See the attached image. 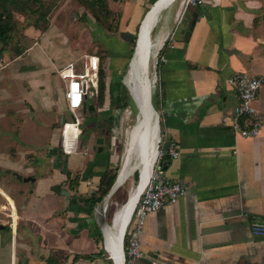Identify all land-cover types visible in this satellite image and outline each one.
<instances>
[{
	"label": "crops",
	"instance_id": "obj_1",
	"mask_svg": "<svg viewBox=\"0 0 264 264\" xmlns=\"http://www.w3.org/2000/svg\"><path fill=\"white\" fill-rule=\"evenodd\" d=\"M69 1L43 0L45 11L55 16L39 20L46 21L45 31L30 26L27 33L38 37H33L36 41L28 55L32 61L35 48L44 54L48 48L56 52L55 58L65 57L69 49L58 50L60 36L52 38V29L66 25H86L89 43L97 33L100 40L105 38L102 45L110 64L100 59L104 99L98 97V104L91 105L85 100L81 110L87 103L86 112L96 114L98 120L92 123H96L97 137L88 143L86 155L62 151L63 127L60 130L59 125L65 119L58 115L68 107L66 84L57 70L64 65L57 67L52 59L53 68L5 72L19 90L6 84L0 88V109L8 100L10 112L7 119L0 111V226H5L0 228V264H115L107 250L105 228L110 224L102 214L121 188L117 183L125 145L124 153L118 154L115 131L125 109L123 123L131 120L135 99L143 98L152 79L148 63L146 68L141 59V47L137 55L132 53L128 86L122 70L131 55L130 43L121 35L128 32L137 39L142 21L158 0H108L109 9L119 11V30L109 34L91 8ZM177 2L162 10L152 30L154 34L157 29L151 61L158 77L150 104L155 114L148 127L146 119L139 129V140L143 127L145 135L132 153L126 183L137 182L140 176L137 186L131 187L135 207L160 142L174 139L180 156L167 163L166 172L185 184L187 193L177 204L148 215L141 238L144 256L133 264L152 260L158 264H264V238L251 232L254 223L264 222V86L254 101L263 117L260 134L245 138L231 128L238 95L227 82L242 72L264 76V0H207L204 6L190 8L176 31ZM65 11L71 12L73 21L58 23ZM173 31L174 41L160 49L163 38ZM51 39L56 50L49 47ZM84 55L79 53L74 61ZM19 75L24 82H17ZM123 88L129 106L122 110L116 99ZM80 132L72 127L67 135L75 138ZM108 171L117 174L110 199L94 204Z\"/></svg>",
	"mask_w": 264,
	"mask_h": 264
},
{
	"label": "built area",
	"instance_id": "obj_2",
	"mask_svg": "<svg viewBox=\"0 0 264 264\" xmlns=\"http://www.w3.org/2000/svg\"><path fill=\"white\" fill-rule=\"evenodd\" d=\"M207 0H179V8L175 18L177 31L186 12L190 8L201 7ZM175 32L169 33L161 42L162 49L166 44L174 41ZM162 61H166L161 58ZM159 61V50L156 52V65ZM101 60L96 55H84L80 60L70 62L57 70L58 76L66 84L65 100L71 114V120L63 122L61 148L64 154L71 155L85 153L84 126L85 120L81 112L85 100H95L100 95L99 74ZM157 72L153 78L154 88L157 84ZM228 84L238 95V102L234 107L231 128L232 131L245 138H254L260 134L263 117L254 106L259 91L264 86V76H253L246 72L230 76ZM91 87L94 88L91 89ZM81 129L77 137H68L67 132ZM71 138V139H67ZM180 156L178 143L174 139L162 140L159 144L156 161L149 182L141 195L126 231L125 258L127 264H133L143 258L142 234L148 215L158 210L177 204L187 193V187L181 182L171 179L166 172L169 161L177 160ZM108 208V206H107ZM105 208V213L107 211ZM251 232L256 237L264 238V222L254 223ZM150 264H158L152 260Z\"/></svg>",
	"mask_w": 264,
	"mask_h": 264
},
{
	"label": "rangeland",
	"instance_id": "obj_3",
	"mask_svg": "<svg viewBox=\"0 0 264 264\" xmlns=\"http://www.w3.org/2000/svg\"><path fill=\"white\" fill-rule=\"evenodd\" d=\"M72 1H74V3L76 1H79L84 7H86V9H89V7L86 6L82 0H70L69 3H71ZM111 1H114V0H111ZM177 3L178 4H176L177 5L176 6L177 7L176 13H177L178 8H179V0H178ZM44 4L45 5H43V6L45 7V10H46L47 9L46 8L47 2L44 3ZM49 13H50V15H49L50 18L51 19L54 18L55 13L54 12H49ZM118 15H119L118 8L111 10L110 16H108L107 21L105 20L106 23L104 24V26H105L104 30H106V28H108L109 24L112 25L115 28L116 23L118 22ZM67 16H68V18H66ZM38 18H39L38 14H34V13H31V12H28V11H26L24 13H16V12L14 13L15 30L12 33V39L10 40V42L7 45H4L3 43L0 42V48L2 49V51H6L7 50V51L11 52L10 56L8 55L6 57V56H3V54H2L3 52L0 51V53H1V55H0V88H2L1 85L6 84L5 87L13 88V91L14 90L18 91L19 90V88H14V86H15L14 82L12 80L9 81L8 77L4 75V74H6L5 72L8 71L10 68H11V70H16V72H18V73H26V72H29L31 69L53 68V65L51 64L52 59H53V63L57 67H60L61 65L65 66L66 64H68L70 62H73L75 60L74 58H76V56H78L79 53L80 54L81 53H86L89 56L90 55H96L102 60L103 63L105 61V65H106V60H107L108 56L106 55V50L104 49V46L102 45L103 41L105 40V38H102L100 40V35H99L100 33H97V34H95L96 38H93L94 42H90V43L87 42V41H89L88 28H87L86 25H84L82 23H81V26L83 25L82 28H74L72 25H66V26L61 27V28L52 29V32H53V37L52 38H54L55 35L56 36H60L59 37L60 38L59 39L60 42L57 44L58 50L59 51H61V50L64 51L65 49H69V51H66V56L65 57L64 56H58L57 58H55L56 52L53 51V49H48L47 48V52H45L46 54H44V53H42L40 48H35V50H33V52L36 53V56H34L32 61H31V59H29L30 55H28L29 54L28 48L30 47V45H31V43L33 41H36L35 39L32 40L33 37H38V36H32L31 35L32 33L28 34L27 32L31 29L30 26H33V25H38V28L36 29L37 31L38 30L45 31L46 29L44 27L47 26L46 21L38 23L39 22ZM73 18L74 17L72 16L70 11H65V13L63 15H59L58 16V18H57L58 21L57 22L59 23V20H61V21L66 20L67 23L68 22L71 23L73 21ZM106 32L108 34L109 33H114V32H109V30L108 31L106 30ZM90 33H92V31ZM62 34H64L65 36L62 35ZM156 36H157V29L155 30V32L153 34L155 44H156ZM36 39H38V38H36ZM49 47H52V48L54 47L55 50H56V45L53 43V39H51V44L49 45ZM132 49L133 48L130 45V49L129 50L131 52V55L128 57L125 67H123V70H122L123 78H125V76L128 74L129 69H130L129 63H130V60L132 58L131 57L132 53H133ZM94 53H96V54H94ZM37 54L38 55L40 54V56H39L40 59L37 58L38 57ZM18 57H20V58H18ZM63 57L65 59H63ZM105 58H106V60H104ZM15 59H16V61H15ZM152 62H153V59H152ZM107 63L110 64L109 60H107ZM154 74H155V70H154V67L152 66V68H151L152 79L154 78ZM17 82H24V78L19 75V77L17 79ZM120 82H123L122 78L120 79ZM127 83H128V86H129L128 76H127ZM99 84H100V78H99ZM91 89L94 90L93 87H91ZM7 102H8V100L3 101L1 103L2 108L0 109V111L4 112V114L7 116V119H8V117L10 115V112H9V106H8ZM93 102H96L98 104L97 99H95V100L89 99V104L90 105ZM133 109H134V107H133ZM127 110L125 109L123 111L122 115L120 116V124L121 125H119L120 127H118V130L115 131L116 137H119L116 140V144H117L116 152H118V154H120V155L124 153L123 152L124 151V145H125V142H126L125 129H127L129 125H133L135 123L136 116L138 114V109L137 108H135V110L131 109L132 110V115L130 116L131 120L130 121L128 120L129 122H124L123 123L124 115H125V112ZM154 114L155 113H153L152 108H150L149 114H148V117H149L148 119L149 120L152 119ZM82 116H83V118L85 120V123L87 125L91 124L95 120H98L96 114L92 113L90 111L87 114H85V115L82 114ZM58 117L60 119L63 117L65 119V121H70L71 120V114H70V112L67 109L63 112V114H61V116L58 115ZM7 119H6V121H8ZM85 126H84L83 130L85 129ZM62 127H63V125H59L60 130H61ZM106 129L109 130V128L104 126V130H106ZM61 131H59V134H61ZM144 135H145V127H143V129L141 131V135H140V140L139 141H141L143 139ZM94 136L97 137V133L93 129V130H91V131L86 133V135L84 136V139L88 140L90 142V144H91ZM111 141H112L111 144H113L114 140L112 139ZM96 143L98 144V141H96ZM133 184H135V185H133ZM137 184H138V181L137 182L132 181V184H130V182L126 183L110 199V201L108 202V205H107L108 208H107L106 213L104 212V210H102V214L104 215V219L107 221L108 224L112 223V218H114V220L117 219V215L119 213L118 211L122 210V209L120 210L118 208V206L120 204H121V206H124V205L126 206L127 199H128V197H127L128 193H129L131 187L137 186ZM135 204H136V201H135ZM109 233L110 232H108V234ZM70 239L71 238H68V241H70ZM100 253H101V251H100ZM100 255H102V253ZM61 258H63V256Z\"/></svg>",
	"mask_w": 264,
	"mask_h": 264
},
{
	"label": "bare ground",
	"instance_id": "obj_4",
	"mask_svg": "<svg viewBox=\"0 0 264 264\" xmlns=\"http://www.w3.org/2000/svg\"><path fill=\"white\" fill-rule=\"evenodd\" d=\"M176 1L177 0H160L156 4V6L151 8L152 11L148 15L146 21L143 24L141 35H140L139 40H138V46H137L135 54L137 55L140 52L139 49L142 47L143 55H142L141 59L142 58L145 59L146 68H147V63H148V69L147 70H148V73L150 75V78L152 77L151 76V68H152L151 61L153 58L154 49L156 47V45L153 41V37H152V34H153L152 30H154L157 26L156 20L161 18L162 10L165 7H167L168 5H171ZM146 24H147V26H146ZM137 76H138V74H137ZM152 82H153V79H151V83L149 86L150 90L153 87ZM149 89L146 92V94H142V96H143L142 99H139V97H137L138 99L136 98L137 100L135 99L137 109H138V114L136 116L135 123L133 125H130L131 127L128 129V132L126 135L125 154H124L125 155V161H124L123 169L120 173L119 181L117 183V185L121 186V188L123 185L126 184V182L128 180L127 179L128 169H129L132 153H133V151L136 147V144L139 140V132H140L139 129L141 130V127H142V125L146 119H147V122H146L147 127L149 125L148 114H149V110L151 108L149 101H148ZM139 95H141V94H139ZM156 135H158V134H156ZM155 154L157 157V151ZM156 157L154 156V158L151 161L150 174H151L152 167L155 164ZM150 174H149V177H150ZM149 177H148V179H149ZM139 196H138V199H139ZM109 199H107V200H109ZM138 199H137V202H138ZM137 202H136V204H137ZM136 204H135V207H136ZM135 207H134V198H133L132 190L130 189V191L128 193V199H127L126 206L125 205L124 206H121V205L118 206V208L120 210L121 209L122 210L118 211L119 213L117 215V219L114 220V218H112V223L105 228L106 239H107V250H108V253H109L111 259L114 261L115 264H123V254H122V249H121L122 237H123V234L128 227V224L130 222L129 220H131V218H132ZM105 208H107V204L104 205V207L102 208V210H104V212H105ZM108 232H110V233L108 234Z\"/></svg>",
	"mask_w": 264,
	"mask_h": 264
},
{
	"label": "trees",
	"instance_id": "obj_5",
	"mask_svg": "<svg viewBox=\"0 0 264 264\" xmlns=\"http://www.w3.org/2000/svg\"><path fill=\"white\" fill-rule=\"evenodd\" d=\"M86 6L92 9V14L96 18L97 22L105 29L104 24L107 21L108 16L111 14V10L108 7V0H82ZM31 12L38 14L40 19H47L49 12L45 11L43 6V0H0V42L7 45L12 39V33L15 30L14 13ZM106 20V21H105ZM46 29V28H45ZM106 30L109 32H117L119 30L117 24L115 28L109 24ZM132 46V52L136 47V38L130 42ZM0 51L2 49L0 48ZM4 52V51H2ZM100 99H104L105 95V73L103 70L100 71ZM118 106L123 110L129 106V97L125 88L122 92H118L116 99ZM129 170V169H128ZM130 177V170L128 172V179ZM117 174L112 171L106 172L102 178L100 188L98 189V197L93 199L94 204L102 202L106 196L110 193L115 181ZM139 180V177L136 179ZM93 204V206H94ZM79 258V257H78Z\"/></svg>",
	"mask_w": 264,
	"mask_h": 264
},
{
	"label": "water",
	"instance_id": "obj_6",
	"mask_svg": "<svg viewBox=\"0 0 264 264\" xmlns=\"http://www.w3.org/2000/svg\"><path fill=\"white\" fill-rule=\"evenodd\" d=\"M159 1H160V0H158V1L153 5V7L156 6V4H157ZM151 11H152V10H149V11H148V13L146 14L144 20L142 21L141 28H140V33H139V35H138V37H137V39H136V46H138V40H139V37H140V35H141V31H142L143 24H144V22L146 21L148 15L151 13ZM121 37H122L124 40H126V42H128V43H130V42H132V41L134 40V35L131 34V33H128V32L123 33V34L121 35ZM135 48L137 49V47H135ZM136 49L134 50V54H135ZM152 85H153V87H152L151 90L149 89V93H148V101H149V104L152 103V97H153V91H154V81L152 82ZM86 109H87V103H85V105H84L83 115H85V114L87 113V112H86ZM62 124H63V123H62ZM85 125H86V126H85V129H84V136L86 135L87 132L91 131V130L96 126V123H92L91 125H87V124H85ZM88 143H89V141L84 139L83 144H84V148H85L86 150L88 149ZM166 164H167V162H166ZM153 167H154V166H153ZM153 167H152L151 173H152V171H153ZM150 175H151V174H150ZM149 179H150V177H149ZM149 179H148V181H147V183H146V185H145L143 191L141 192V194H140V196H139V199H140L141 195L143 194V192H144V190H145V188H146V186H147V184H148V182H149ZM139 182H140V176H139L138 183H139ZM109 197H110V194L106 196V199H108ZM139 199H138V201H139ZM137 203H138V202H137ZM136 205H137V204H136ZM135 208H136V207H135ZM134 211H135V210H134ZM0 228H1V229H5V226L2 225V226H0ZM126 231H127V229H126ZM126 231H125L124 234H123L122 242H121V249H122V254H123V264H127V262H126V258H125V236H126Z\"/></svg>",
	"mask_w": 264,
	"mask_h": 264
}]
</instances>
